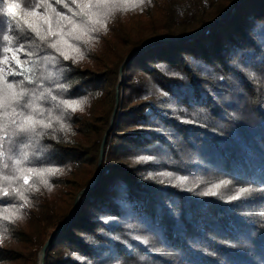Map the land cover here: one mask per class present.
Here are the masks:
<instances>
[{"label": "trees", "instance_id": "1", "mask_svg": "<svg viewBox=\"0 0 264 264\" xmlns=\"http://www.w3.org/2000/svg\"><path fill=\"white\" fill-rule=\"evenodd\" d=\"M233 1L129 0L80 44L82 59L33 57L45 88L85 103L37 145L35 166L63 169L51 191L30 192L26 207L0 196V214L20 216L0 218V264H37L93 182L124 63L100 178L44 264H264V0H238L218 20ZM11 25L0 14V36ZM156 38L176 40L143 48Z\"/></svg>", "mask_w": 264, "mask_h": 264}, {"label": "snow or ice", "instance_id": "2", "mask_svg": "<svg viewBox=\"0 0 264 264\" xmlns=\"http://www.w3.org/2000/svg\"><path fill=\"white\" fill-rule=\"evenodd\" d=\"M132 2L139 6L145 0ZM128 3L129 0H54L55 5H62L58 8L53 0H0V14L11 15L13 33L0 36V40L7 42L0 44V65H3L0 66V196L18 199L23 202L20 207H26L30 206V192L40 191V186L51 191L50 177L62 174L63 169L35 166L40 163L37 145L42 136L55 131L57 126L60 131L69 130L66 114L83 111L85 103L60 98L51 87L45 88L43 74L36 75L37 61L33 57L51 49L63 60L82 59L80 44L93 40V33L107 30L108 19L119 11L129 10ZM21 8L22 14L17 12ZM55 88L66 91L67 85L57 82ZM247 191L241 188L232 199ZM0 218L19 219V208L10 215L0 214Z\"/></svg>", "mask_w": 264, "mask_h": 264}, {"label": "water", "instance_id": "3", "mask_svg": "<svg viewBox=\"0 0 264 264\" xmlns=\"http://www.w3.org/2000/svg\"><path fill=\"white\" fill-rule=\"evenodd\" d=\"M236 1L238 0H234L232 2V4L229 6L228 10L226 13L223 14V16L221 18H219L218 20H222L223 18L226 17L227 13L232 9V7L234 6V4L236 3ZM204 28H202L201 30H199L198 32L192 34V35H189L187 36L186 38H191L195 35H197L198 33H200ZM170 40H176V39H172V38H156V39H152L148 42H146L143 46L146 47L148 46L149 44H152L154 42H160V41H170ZM131 56V55H130ZM129 56V57H130ZM128 57V58H129ZM128 58H126V61L128 60ZM125 61V62H126ZM125 66V63L122 65V67L120 68V75H121V79L120 81H122V74H123V68ZM119 85L116 87V94H115V107H114V111H113V114H112V117H111V122H110V128L108 130V132L104 135V138H103V141H102V146H101V151H100V157H99V163H98V168H97V171H96V175H95V178L93 180V182L87 186L86 188H84L79 194L78 196L76 197V200L74 202V206H73V209H72V212L71 214L69 215L67 221L64 223V225L56 232L52 233L51 236L48 238L46 244L44 245V247L42 248V250L40 251L39 253V256H38V263L37 264H44L45 263V256H46V252H47V249H48V246L50 245V243L52 242V240L54 239V237L56 236V234L58 232H60L64 226L66 225V223L68 222V220L75 214V212L77 211L78 209V206H79V203H80V200L81 198L86 194L88 193L91 189H93L96 185V183L98 182L99 178H100V173H101V165H102V161H103V157H104V147H105V144H106V140H107V136H108V133L111 131L112 127H113V124H114V119H115V116L117 114V111H118V108H119V105H120V101H119V97H120V91H119Z\"/></svg>", "mask_w": 264, "mask_h": 264}, {"label": "rangeland", "instance_id": "4", "mask_svg": "<svg viewBox=\"0 0 264 264\" xmlns=\"http://www.w3.org/2000/svg\"><path fill=\"white\" fill-rule=\"evenodd\" d=\"M124 69V68H123ZM120 79H121V75H120V77H119V82H118V85L120 86L121 85V83H122V81H123V74H122V81H120ZM117 85V86H118ZM119 91H120V87H119ZM53 241V240H52Z\"/></svg>", "mask_w": 264, "mask_h": 264}]
</instances>
